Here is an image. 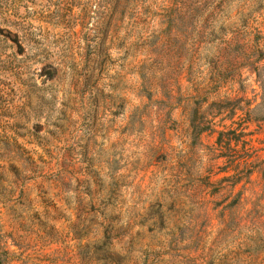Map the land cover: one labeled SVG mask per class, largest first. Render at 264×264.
Wrapping results in <instances>:
<instances>
[{
    "label": "rangeland",
    "instance_id": "1",
    "mask_svg": "<svg viewBox=\"0 0 264 264\" xmlns=\"http://www.w3.org/2000/svg\"><path fill=\"white\" fill-rule=\"evenodd\" d=\"M0 264H264V0H0Z\"/></svg>",
    "mask_w": 264,
    "mask_h": 264
}]
</instances>
